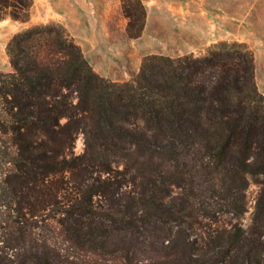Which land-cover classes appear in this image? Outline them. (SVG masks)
<instances>
[{
    "label": "trees",
    "instance_id": "16d2710c",
    "mask_svg": "<svg viewBox=\"0 0 264 264\" xmlns=\"http://www.w3.org/2000/svg\"><path fill=\"white\" fill-rule=\"evenodd\" d=\"M121 1L138 37L145 5ZM32 4L0 0V20L26 22ZM6 52L0 264H264V93L244 42L146 54L124 81L96 72L59 23L22 28Z\"/></svg>",
    "mask_w": 264,
    "mask_h": 264
},
{
    "label": "rangeland",
    "instance_id": "374dc122",
    "mask_svg": "<svg viewBox=\"0 0 264 264\" xmlns=\"http://www.w3.org/2000/svg\"><path fill=\"white\" fill-rule=\"evenodd\" d=\"M141 1L146 9L144 27L138 37H129L121 0H33L28 21L9 16L0 20V70L12 69L6 45L15 32L34 24L59 23L81 46L94 70L116 81L131 79L146 54L203 55L220 41L244 42L254 53L255 80L264 93V0ZM83 149L80 133L75 152ZM7 159L0 155V202L7 196L3 178L12 166ZM258 191L254 181L245 189L246 211L236 219L244 228L252 224ZM229 219L223 213L219 224L226 225Z\"/></svg>",
    "mask_w": 264,
    "mask_h": 264
},
{
    "label": "crops",
    "instance_id": "0c3cea01",
    "mask_svg": "<svg viewBox=\"0 0 264 264\" xmlns=\"http://www.w3.org/2000/svg\"><path fill=\"white\" fill-rule=\"evenodd\" d=\"M9 66L6 67V69H8Z\"/></svg>",
    "mask_w": 264,
    "mask_h": 264
}]
</instances>
